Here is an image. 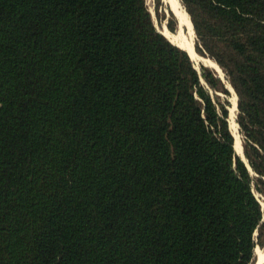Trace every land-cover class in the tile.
<instances>
[{
	"label": "trees",
	"instance_id": "1",
	"mask_svg": "<svg viewBox=\"0 0 264 264\" xmlns=\"http://www.w3.org/2000/svg\"><path fill=\"white\" fill-rule=\"evenodd\" d=\"M179 1L247 165L147 0H0V264H255L264 0Z\"/></svg>",
	"mask_w": 264,
	"mask_h": 264
},
{
	"label": "rangeland",
	"instance_id": "2",
	"mask_svg": "<svg viewBox=\"0 0 264 264\" xmlns=\"http://www.w3.org/2000/svg\"><path fill=\"white\" fill-rule=\"evenodd\" d=\"M178 1V3L181 5V7H183L182 6V4H181V2L179 1V0H177ZM160 2L162 3V9L164 10V12H165V17H166V19L168 18V17H170L169 16V14L170 13H172V11H173V14L177 17V21H176V24H177V29H176V31L175 32H173V33H171V32H169L168 30H167V28H166V26H165V20L163 21H159L158 19H157V17H156V14H155V11H156V9H155V3H156V0H147V5H148V8H149V10H150V13H151V15H152V18H153V21H154V24H155V26H156V28H157V30H159L160 32H162V33H164V32H168L169 34H172L171 36H177L178 35V33L181 35V34H186V27H185V25L183 24V22L181 21V19H180V17L177 15V13H176V11H175V7H174V5H173V3H172V0H160ZM183 9H184V7H183ZM161 10V8L159 9V11ZM185 10V9H184ZM189 17V16H188ZM176 20V19H175ZM179 20L181 21V23H182V29L181 28H179V27H181V25L179 26V24H180V22H179ZM197 60H196V62H193V64L195 65V67L197 68V70H199L200 69V66H202V64H205V65H207V66H209V67H211V68H213L214 70H216L217 71V73H218V75H220V77H221V79H223V81H225V83H226V87H227V89H228V91H229V95L226 97V99L229 101V107H228V112H229V115H228V118L230 117V112H231V110L233 111L234 110V112H233V116H234V121H235V96H234V91L232 90V88L230 87V85L226 82V80H225V77H224V74H222L221 73V71H220V69L218 68V66L212 61V60H210V59H207V58H202V57H199V55L197 56ZM203 62V63H202ZM200 63H202V64H200ZM200 64V65H199ZM217 75V76H218ZM231 88V90L229 89V87ZM223 97V96H222ZM229 120H230V118H229ZM234 134V138H235V140H234V146L236 145V147L235 148H237L239 151H237L236 149V151H237V153L238 154H240V145H241V137H240V135H239V133H237L236 135H235V133H233ZM255 196L259 199V201H260V203H261V205H262V208H263V210H264V200H263V198L255 191ZM256 249H259L260 251H264V247L263 248H260V247H255ZM255 250V249H254ZM255 262H256V257H255ZM264 264V263H263Z\"/></svg>",
	"mask_w": 264,
	"mask_h": 264
},
{
	"label": "bare ground",
	"instance_id": "3",
	"mask_svg": "<svg viewBox=\"0 0 264 264\" xmlns=\"http://www.w3.org/2000/svg\"><path fill=\"white\" fill-rule=\"evenodd\" d=\"M172 3L174 5V7H175V11H176L177 15L180 17L181 21L183 22V24L186 27V34H181L180 35L178 33V35L176 37L175 36H171L172 34H169L168 32H164L163 34L165 35V37H168L172 41H176V43H177L178 37L181 38V40L183 41L182 45L185 46L186 43L190 44L194 40V33L192 32L193 28L191 27L192 24L190 22V19H189L187 13L183 9V7H181V5L178 3V1L177 0H172ZM181 21L179 20L180 25L182 27ZM197 56L198 55H196L194 53H191V57H192L191 59H192L193 62H196V60L198 59ZM229 118H230V120H229L230 127H231L233 133H235V135H236L238 133V126H237V124L234 121V116H233V111L232 110L230 112V117ZM234 147H236V145ZM240 147H241V145H240ZM235 149L238 150L237 148H235ZM241 149H242V147H241ZM239 155L241 156V152H240ZM255 257H256L255 264H263L264 263V251H260L259 249H256L255 250Z\"/></svg>",
	"mask_w": 264,
	"mask_h": 264
},
{
	"label": "water",
	"instance_id": "4",
	"mask_svg": "<svg viewBox=\"0 0 264 264\" xmlns=\"http://www.w3.org/2000/svg\"><path fill=\"white\" fill-rule=\"evenodd\" d=\"M179 26H180V24H179ZM179 28H183V27H179ZM192 28H193V26H192ZM159 31V30H158ZM160 32V31H159ZM164 37H165V35L162 33V32H160ZM193 33H194V30H193ZM196 36H195V33H194V40L192 41V43H190V44H188V43H186V45L185 46H183L182 44H183V41L181 40V38H179L178 37V39H177V43H176V41H172L171 39H169L168 37H165L170 43H172L173 45H175L176 47H178V48H180L181 50H183L187 55H188V57L190 58V60H191V62L193 63V61H192V57H191V53H194V54H196V55H199L198 54V52L196 51V38H195ZM199 56H201V55H199ZM202 57V56H201ZM194 65V64H193ZM203 66H205V67H208V66H206V65H203ZM220 69V68H219ZM220 71H221V69H220ZM221 73H222V71H221ZM223 74V73H222ZM218 75V74H217ZM218 77H220V75H218ZM221 78V77H220ZM236 96V95H235ZM236 99H237V97H236ZM236 110H237V100H236ZM243 148V147H242ZM235 150V149H234ZM236 152V151H235ZM237 154V156L238 157H240V159L244 162V163H246V165H247V162L245 161V158H244V152H242V155H243V158L238 154V153H236Z\"/></svg>",
	"mask_w": 264,
	"mask_h": 264
},
{
	"label": "snow or ice",
	"instance_id": "5",
	"mask_svg": "<svg viewBox=\"0 0 264 264\" xmlns=\"http://www.w3.org/2000/svg\"><path fill=\"white\" fill-rule=\"evenodd\" d=\"M214 2H215V0H214Z\"/></svg>",
	"mask_w": 264,
	"mask_h": 264
}]
</instances>
